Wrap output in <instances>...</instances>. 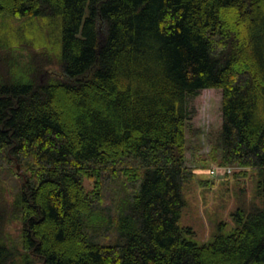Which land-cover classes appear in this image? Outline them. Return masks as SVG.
Returning <instances> with one entry per match:
<instances>
[{
    "label": "trees",
    "instance_id": "1",
    "mask_svg": "<svg viewBox=\"0 0 264 264\" xmlns=\"http://www.w3.org/2000/svg\"><path fill=\"white\" fill-rule=\"evenodd\" d=\"M209 89L222 129L192 168ZM248 171L237 227L186 238V185ZM0 264H264V0H0Z\"/></svg>",
    "mask_w": 264,
    "mask_h": 264
},
{
    "label": "rangeland",
    "instance_id": "2",
    "mask_svg": "<svg viewBox=\"0 0 264 264\" xmlns=\"http://www.w3.org/2000/svg\"><path fill=\"white\" fill-rule=\"evenodd\" d=\"M14 24L20 27L23 23L15 21ZM222 97L221 90L209 89L202 90L198 95L187 99V140L190 149L186 154V162L189 167L196 168L197 156L206 157L209 155L212 150V143H215L219 137L223 121ZM195 131L201 133L195 135ZM18 169H21L20 166ZM234 170L246 171V169L241 168H234ZM231 180V184L217 185L215 189L207 190L198 185H186L184 192L186 206L181 225L192 227L194 232V234L187 233L186 238L199 245L211 243L216 232V229L211 225L213 221L225 222L224 231L226 233L232 232L237 227L234 214L244 201L249 203L255 198L256 192H258L256 191L258 182L251 176L250 171H248L247 176L240 178L241 181L238 183L234 178ZM259 201L261 202L260 199ZM9 232L12 235L17 234L14 227H10Z\"/></svg>",
    "mask_w": 264,
    "mask_h": 264
},
{
    "label": "built area",
    "instance_id": "3",
    "mask_svg": "<svg viewBox=\"0 0 264 264\" xmlns=\"http://www.w3.org/2000/svg\"><path fill=\"white\" fill-rule=\"evenodd\" d=\"M234 172V168L231 167H213L210 174L215 179H223L227 175H231Z\"/></svg>",
    "mask_w": 264,
    "mask_h": 264
}]
</instances>
